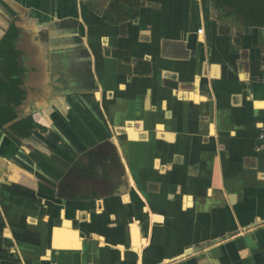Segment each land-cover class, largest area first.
<instances>
[{"label": "crops", "instance_id": "obj_1", "mask_svg": "<svg viewBox=\"0 0 264 264\" xmlns=\"http://www.w3.org/2000/svg\"><path fill=\"white\" fill-rule=\"evenodd\" d=\"M115 1L0 0L23 93L0 264H264V27L217 0L116 23Z\"/></svg>", "mask_w": 264, "mask_h": 264}, {"label": "trees", "instance_id": "obj_2", "mask_svg": "<svg viewBox=\"0 0 264 264\" xmlns=\"http://www.w3.org/2000/svg\"><path fill=\"white\" fill-rule=\"evenodd\" d=\"M228 6H233L236 12L245 15L251 26L264 27V0H217ZM17 36V29L12 26L6 37L0 43V128L14 121L17 116L15 107L23 99L19 86L21 81L12 79L21 73L17 66L18 53L15 51L12 40ZM37 125L32 119L18 122L11 130L23 137L31 136Z\"/></svg>", "mask_w": 264, "mask_h": 264}, {"label": "rangeland", "instance_id": "obj_3", "mask_svg": "<svg viewBox=\"0 0 264 264\" xmlns=\"http://www.w3.org/2000/svg\"><path fill=\"white\" fill-rule=\"evenodd\" d=\"M112 7L113 20L114 22L116 21V23L128 20V18L135 19L138 16V14L136 16V12L138 9L136 0H116L113 3Z\"/></svg>", "mask_w": 264, "mask_h": 264}, {"label": "built area", "instance_id": "obj_4", "mask_svg": "<svg viewBox=\"0 0 264 264\" xmlns=\"http://www.w3.org/2000/svg\"><path fill=\"white\" fill-rule=\"evenodd\" d=\"M260 139H261L262 141H264V130L262 131V134H261V136H260Z\"/></svg>", "mask_w": 264, "mask_h": 264}]
</instances>
